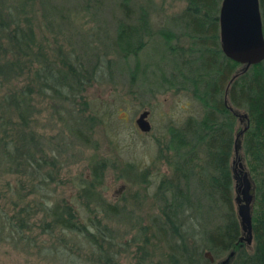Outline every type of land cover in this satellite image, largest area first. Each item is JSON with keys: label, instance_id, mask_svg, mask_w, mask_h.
I'll return each instance as SVG.
<instances>
[{"label": "trees", "instance_id": "trees-1", "mask_svg": "<svg viewBox=\"0 0 264 264\" xmlns=\"http://www.w3.org/2000/svg\"><path fill=\"white\" fill-rule=\"evenodd\" d=\"M258 1L264 35V0ZM29 2L0 0V240L12 237L14 246L31 250L37 237L27 234L40 228L39 234L65 248L86 245L83 250L92 264H117L112 229L101 225L96 216L82 222L72 203L56 197V186L65 183L59 174L67 151L85 146L90 139L85 133L89 117L84 92L113 64L101 51L113 45L123 57L136 59L153 36L149 19L142 10L132 17L127 1H120L124 19L116 24L113 39L101 45L98 40L81 55L61 45L50 48L36 43ZM39 6L52 27L55 22L45 1L39 0ZM219 6L220 0H187L178 14L185 45L168 46L175 54L178 74L174 78L182 80L181 90L199 107V114L188 116L182 128H169V140L157 155L173 168L172 177L165 176L156 187L154 196L163 206L152 224L167 244L173 264L212 263L185 236L188 219L198 220L191 207L195 202L200 225L210 229L204 231L202 249L213 259L233 251L228 264H264V60L242 72V66L222 54ZM159 33L167 41L173 38L171 32ZM38 97L56 117L54 136H47L38 125ZM230 109L246 113L249 119L238 151L254 183L249 245L239 242L232 173L234 140L243 123ZM95 117L91 115L92 120ZM185 147L191 156L183 160L179 155ZM103 168L104 164L94 163L89 177L75 185L77 198L89 212L114 209L96 190ZM148 172L144 170L142 184L148 185L144 178ZM169 237L180 241L171 245Z\"/></svg>", "mask_w": 264, "mask_h": 264}, {"label": "rangeland", "instance_id": "rangeland-1", "mask_svg": "<svg viewBox=\"0 0 264 264\" xmlns=\"http://www.w3.org/2000/svg\"><path fill=\"white\" fill-rule=\"evenodd\" d=\"M29 1L36 43L50 48L55 44L61 45L66 51L73 50L81 55L86 53L84 50L92 48L94 42L99 40L101 45L105 41L108 43L109 37L113 39L116 24L124 19L119 7L120 1L124 0H44L49 18L55 22L51 27L42 16L39 0ZM126 1L132 17L141 10L147 14L153 36L136 59L132 55L123 57L113 45L101 51L103 56L107 53L105 57H110L113 64L106 75L86 86L84 92L88 105L85 116L89 117L85 133L89 132L90 139L85 146L67 151V161L63 162L59 174L65 183L57 184L55 195L72 203L82 222L87 217L96 216L101 225L112 229L115 234L111 241L115 245L112 252L116 254L117 264H173L167 244L152 221L161 216L160 208L163 206L161 200L154 196L156 187L165 176L172 177L173 168L166 163L165 157L157 156L158 149L169 140V128H182L188 116L199 114L198 104L185 90H181L182 80L174 78L178 74L174 65L175 54L168 48L169 44L185 45L186 38L182 36L185 29L178 14L187 0ZM131 22L135 23L134 20ZM160 30L171 32L173 38L167 41ZM45 102L43 97L37 98L35 108L41 111L36 118L39 127L50 137L57 131L53 128L56 117L49 112ZM143 110L149 113L147 120L151 129L148 132L139 131L135 125ZM91 115L97 120H92ZM170 154L174 153H168L171 157ZM179 156L185 160L191 152L185 147ZM96 162L104 164L102 183L96 190L107 204L114 206L112 212L104 209L89 212V208L77 198L75 185L82 178L89 177L90 168ZM244 167L246 169L245 164ZM232 168L237 170L236 165ZM144 170H149L144 175L148 185L142 184ZM2 202L0 206H3ZM195 206L196 202L191 207L199 223L188 219L185 236L193 242L191 247L197 246L209 259L212 254L202 249L206 243L204 231L209 227L200 225L201 218ZM115 209L118 212H114ZM39 231L40 228L27 234L37 237L31 250L14 246L12 237L0 240V264H92L88 262L86 250H83L86 245L80 247L75 244L71 249L67 245L65 248L56 239L39 234ZM108 238L106 235L105 241ZM168 240L171 245L180 241L176 237ZM242 243L246 244L244 240L240 241ZM227 256L224 253L214 258V263Z\"/></svg>", "mask_w": 264, "mask_h": 264}, {"label": "water", "instance_id": "water-1", "mask_svg": "<svg viewBox=\"0 0 264 264\" xmlns=\"http://www.w3.org/2000/svg\"><path fill=\"white\" fill-rule=\"evenodd\" d=\"M218 24L219 46L222 54L242 66L240 71L243 72L249 66L264 60V35L262 33L258 0H220ZM234 76H232V79H234ZM230 110L237 116L240 123H243V127L238 130L234 140V159L232 163L233 167L234 165L237 166V170L232 168V173L234 174L236 195V216L241 228L239 242L244 240L249 245L252 241L251 214L252 202L254 201V183L246 171L244 163H242L240 152H238L241 143L240 138L249 125V119L244 112ZM148 116V111L143 110L135 120V125H137L139 131H150L151 126L147 120ZM205 255L209 257L208 253ZM232 255L233 251L216 264H228V258ZM208 260L210 262L214 261L211 256Z\"/></svg>", "mask_w": 264, "mask_h": 264}, {"label": "flooded vegetation", "instance_id": "flooded-vegetation-1", "mask_svg": "<svg viewBox=\"0 0 264 264\" xmlns=\"http://www.w3.org/2000/svg\"><path fill=\"white\" fill-rule=\"evenodd\" d=\"M217 262H218V261H217ZM213 263H214V261H213ZM214 264H216V262H215Z\"/></svg>", "mask_w": 264, "mask_h": 264}]
</instances>
